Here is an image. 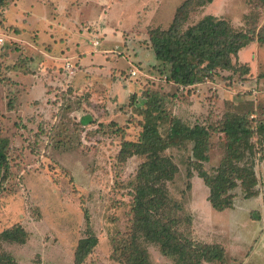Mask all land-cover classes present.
Wrapping results in <instances>:
<instances>
[{"label": "rangeland", "instance_id": "rangeland-1", "mask_svg": "<svg viewBox=\"0 0 264 264\" xmlns=\"http://www.w3.org/2000/svg\"><path fill=\"white\" fill-rule=\"evenodd\" d=\"M1 1L0 37L5 41L0 45V136L10 139L11 175L0 190V232L16 224L29 232L26 243L2 242L1 249L13 255L17 264H74L79 240L90 228L98 243L83 264H127L118 248L132 229L133 185L147 158L133 155L122 161L123 143L139 140L146 104L158 99L163 115H168L159 120L165 137L170 116L209 128L210 159L204 166L213 172L226 155L221 128L227 117L240 114L264 121V42L257 35L264 33V0H192L195 4L185 28L215 16L255 38L232 56L231 69H217L214 78L197 85L168 81L169 65L157 60L150 39L151 30L168 29L179 9L191 0ZM36 29L45 40L56 30L63 40L60 46L72 39L80 43L86 32L101 34L103 48L110 45L104 41L107 38L120 37L119 48L112 44L115 51L109 67L124 68H115L114 77H133L131 85L116 89L114 82L105 81L107 73L103 81L77 95L73 89L64 91L58 82L56 96L42 100L48 72L61 62L44 53L50 46L36 38ZM37 47L44 56L30 59L37 51L42 54ZM52 59L56 64H50ZM18 67L23 68L21 73L15 71ZM130 68L137 74H128L125 70ZM59 72L65 73L63 67ZM150 107L155 113L161 110ZM84 119L90 123L83 124ZM251 140L258 195L246 197L237 188L233 206L223 211L211 205L209 188L193 168L192 143L184 141L164 151L179 167L168 188L183 205L181 230L196 242L224 248L223 262L214 259L203 264H264V134L255 133ZM141 242L152 264H178L158 244Z\"/></svg>", "mask_w": 264, "mask_h": 264}, {"label": "trees", "instance_id": "trees-1", "mask_svg": "<svg viewBox=\"0 0 264 264\" xmlns=\"http://www.w3.org/2000/svg\"><path fill=\"white\" fill-rule=\"evenodd\" d=\"M194 1L203 3L205 0ZM194 4L191 0L181 7L168 29L150 31L157 60L169 65L168 81L179 85L204 82L206 78H214L217 69H231L232 56H237L255 39L250 32L238 30L229 21L215 16L185 28L184 23ZM257 35L258 40L264 42V33ZM154 102L146 104L139 140L124 142L120 152L122 161L133 155L147 158L140 164L133 185L132 229L127 241L118 248L120 255L127 264H152L147 249L142 246L143 240L158 244L161 252L178 264H203V261L214 259L223 262L225 251L221 245L196 242L181 230L183 220L179 212L184 210L183 205L173 199L168 188V182L174 181L179 167L164 151L172 145L184 144V141L192 143L193 168L209 188L211 205L223 211L233 206L237 188H241L246 197L258 195L255 143L251 139L255 133L264 134V121L249 120L240 114L228 116L221 128L225 133L226 155L210 172L204 166L210 159L209 128L203 124L189 125L181 117L170 116L165 137L159 120L167 119L168 115H163L160 100ZM151 105L161 110L155 113ZM88 121L81 122L90 123ZM10 148L9 137L0 136V190L11 175ZM192 173L193 169H190L189 177ZM85 216L89 220L87 212ZM187 220L191 224V216H187ZM28 238L29 232L20 224L0 232V264H17L13 255L1 249L2 242L24 244ZM97 243L98 237L89 228L87 236L79 240L74 264H83Z\"/></svg>", "mask_w": 264, "mask_h": 264}, {"label": "crops", "instance_id": "crops-1", "mask_svg": "<svg viewBox=\"0 0 264 264\" xmlns=\"http://www.w3.org/2000/svg\"><path fill=\"white\" fill-rule=\"evenodd\" d=\"M47 18H49L48 13H46ZM49 20L52 23H55L54 20L50 19ZM57 23H59V21L57 20ZM20 29H27L26 27L20 28ZM54 29H58V28H54ZM29 30V28H28ZM37 30V35L36 38L39 40L40 39V31L38 29ZM25 31V30H22ZM60 31V30H59ZM57 32L56 30H54L53 32L51 31L50 33H48L49 35H47V33H44L46 36V40L44 39V37L40 40H42V43H47L49 44L48 46L49 49L47 50H43L44 53H49L47 54L50 58L56 59L57 63L61 62L59 64V67L55 69L56 66H53L54 69L50 73V75L48 76V82L44 88L43 91V95H42V100L48 101V99L50 97H55L57 92L59 91L57 86H55V84H58V82H61L62 86H63V90L67 91V90H71L77 95L78 93H81L83 91L88 90L89 88L92 89L93 85H96L97 82H99L98 80L103 81V79L105 78L107 73V77L105 78V81H109V82H114L113 84L115 85V88L119 89L122 88L124 89L125 85L129 83L130 77L127 80H125L123 78V76H121L123 79L120 80V78H117V80L114 77L113 72L119 70L120 68L124 70V68L122 67H117L116 65H114L112 68L109 67V58H111L110 55H112V53L115 51V49L112 47L113 43H116V47L115 48H119L118 44H121L123 41H121L120 37H110L107 38L106 41H109V46L106 47H102V38H101V34H93L90 35L92 33L90 32H86L83 33L82 37H80V43L81 41L83 43H79L78 41H75L74 43H72V40H70V43L66 44V45H62L60 46V43L63 41L60 38H58V36L54 33ZM102 33V31L100 32ZM35 38V39H36ZM83 38V39H82ZM96 38H99L100 40V44L98 46H95L93 44L94 40H96ZM120 39V40H119ZM47 41V42H46ZM90 41V42H89ZM104 43V42H103ZM28 44V42H27ZM32 44V43H31ZM79 44V45H77ZM47 46V47H48ZM70 46V48H69ZM112 47V49H110ZM39 52H41L42 54H38V51L36 52V54H31L30 59H33V56H37L36 60L39 59L41 60L40 57H43L44 54L42 52V50L37 47ZM66 49V50H65ZM56 50V51H54ZM61 53V55H59V53ZM78 53H82L81 55L77 56ZM108 53V54H106ZM72 55V56H70ZM69 56V57H68ZM35 58V57H34ZM52 59L50 64H53L55 62H53L54 60ZM68 59V60H67ZM71 59V60H69ZM75 59V60H74ZM66 61V63L64 64V62ZM74 61H76V63H74ZM70 63L72 68L77 67L76 72L74 74V76L72 78H67V74L68 73V69H67V64ZM78 63V65H76ZM56 64V63H55ZM48 67V66H46ZM60 67H63L65 73L61 74L59 72ZM135 67V66H134ZM117 68V70L115 69ZM18 70H15L18 73H21L19 70L23 71V68H16ZM115 69V71H114ZM134 68H130L129 70H125L127 71V73L129 74ZM103 74H105L103 76ZM23 75V74H22ZM100 76V77H99ZM112 78V80H111ZM73 79V80H72ZM64 81H69L68 85H65ZM203 82L200 83H196L197 84H201ZM128 85H131V83H129ZM129 88V86H128ZM71 92V91H70Z\"/></svg>", "mask_w": 264, "mask_h": 264}, {"label": "built area", "instance_id": "built-area-1", "mask_svg": "<svg viewBox=\"0 0 264 264\" xmlns=\"http://www.w3.org/2000/svg\"><path fill=\"white\" fill-rule=\"evenodd\" d=\"M4 41H5V40H4V37H0V45L3 44ZM93 44H94L95 46H98V45L100 44V40H99V38H96V40H94ZM67 69L69 70L68 73H71V72H73V69H74V68L71 67V64H70V63H68V64H67ZM136 74H137V71L133 69V70L131 71V75H136ZM183 88H184V86H183Z\"/></svg>", "mask_w": 264, "mask_h": 264}]
</instances>
